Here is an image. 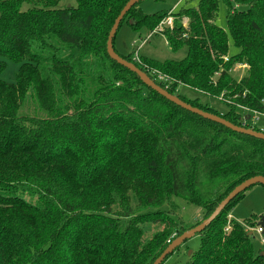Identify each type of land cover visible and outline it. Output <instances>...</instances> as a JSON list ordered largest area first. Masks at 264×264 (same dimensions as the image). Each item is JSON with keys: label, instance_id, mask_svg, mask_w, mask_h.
<instances>
[{"label": "trees", "instance_id": "trees-1", "mask_svg": "<svg viewBox=\"0 0 264 264\" xmlns=\"http://www.w3.org/2000/svg\"><path fill=\"white\" fill-rule=\"evenodd\" d=\"M60 1L0 0V73L19 65L13 82L0 79V264H152L235 186L264 177V140L177 106L109 57V31L129 0ZM139 2L116 34L123 22L153 32L170 14L160 33L185 56L137 62L116 50V34L114 51L184 102L263 132L264 0L154 13ZM220 4L226 29L215 23ZM237 64L247 65L238 80ZM182 89L219 96L225 108ZM245 191L195 234L187 264H264L246 229L255 222L230 217ZM176 199L201 219L186 225Z\"/></svg>", "mask_w": 264, "mask_h": 264}, {"label": "rangeland", "instance_id": "rangeland-1", "mask_svg": "<svg viewBox=\"0 0 264 264\" xmlns=\"http://www.w3.org/2000/svg\"><path fill=\"white\" fill-rule=\"evenodd\" d=\"M198 0H141L138 3V7L144 13H154L162 9H171L172 11L181 10L183 7L196 6ZM75 6V0H61L58 6ZM28 4H23L22 9L28 7ZM245 8V7H241ZM226 14L224 4H220L219 11L215 23L226 29ZM173 20V17H172ZM149 31L143 28L139 32L133 31L126 22H123L116 34V47L119 52L133 53L135 48L139 46V55L149 58H153L159 61L164 59L180 60L186 54V47L180 48L178 51H172L167 45L166 38L163 34L151 33L147 42L142 43V39L146 38ZM132 38L136 39V43H132ZM118 41H121L122 46L118 45ZM132 45V46H131ZM18 64L11 61L6 62L5 70L0 73V79L13 82L15 79V73L18 69ZM246 68L239 67L238 65L232 67L230 70L231 76L238 80L246 73ZM182 91L190 98L199 97L202 102H210L214 107L223 110L224 104L221 102L220 97L212 98L206 95L197 93L190 89H182ZM223 101V100H222ZM255 123L264 129V117L257 116ZM177 201V213L182 218L183 222L191 226L196 220L201 219V209L194 205L187 203L183 200L176 199ZM264 215V189L261 185L256 184L244 193V197L241 198L232 208L230 217L238 222H246L248 220L254 221L252 228L247 227L250 235L251 242L256 251H264V233H257V222L260 216ZM256 218V219H255ZM156 228H151L155 230ZM150 230V229H149ZM263 240V241H262ZM200 245V238L198 235H194L185 242H183L178 249H176L169 257H167L162 264H187L190 260L191 253L195 252ZM190 252V253H189Z\"/></svg>", "mask_w": 264, "mask_h": 264}, {"label": "water", "instance_id": "water-1", "mask_svg": "<svg viewBox=\"0 0 264 264\" xmlns=\"http://www.w3.org/2000/svg\"><path fill=\"white\" fill-rule=\"evenodd\" d=\"M141 0H129L125 3L119 14L117 15L116 19L114 20V23L109 31L107 41H106V51L109 57L113 60H115L117 63L120 65L124 66L125 68L129 69L130 71L134 72L135 74L140 77V79L143 81V83L150 87L152 90L156 91L158 94L162 95L165 97L167 100L171 101L172 103L176 104L177 106H180L181 108L190 111L192 113H195L205 119L220 123L224 125L225 127L238 132L242 133L245 135H249L252 137H256L259 139L264 140V133L260 131H254L250 128H245L242 126H237L229 121L225 120L224 118L217 116L215 114L203 111L197 107H194L183 100H181L179 97L169 93L166 89L162 88L159 86L157 83L154 82L152 78H150L145 72L140 70L134 63L125 60L122 58L117 52L114 51L113 46H112V40L113 37L116 34V31L118 29L119 23L122 20L123 16L125 13L132 7L134 4L139 2ZM255 184H262L264 185V177L263 176H253L250 177L237 186H235L221 201L220 203L216 206V208L213 210V212L202 222L198 225H195L194 227L188 229L187 232L182 233L181 235L177 236L174 238L168 246L163 250V252L154 260L152 264H160L164 260V258L173 252V250L180 246L186 239H189L193 237L196 233L200 232L202 229H204L205 226H207L219 213L220 211L234 198L236 197L239 193L245 191L247 188H249L252 185ZM257 225L261 227L262 233H264V215L260 216ZM251 231L248 233V235H251ZM190 253V252H189Z\"/></svg>", "mask_w": 264, "mask_h": 264}, {"label": "built area", "instance_id": "built-area-1", "mask_svg": "<svg viewBox=\"0 0 264 264\" xmlns=\"http://www.w3.org/2000/svg\"><path fill=\"white\" fill-rule=\"evenodd\" d=\"M183 25H184V26L186 25V19H184V21H183ZM165 27H169V28L172 27V16H171L170 14H168V16H166V17H165V18L159 23V25L154 29L153 32L161 34L160 32H162L163 29H164ZM153 32H149V34L146 36V38L142 39V43H143V42H147L148 39H149L150 34L153 33ZM132 43H136V39H134V40L132 41ZM132 58H133L135 61H137V62H140V61H141V59H140V55H139V46H137V47L135 48V50H134V52H133V55H132ZM226 59H227V58H225V60H226ZM237 65H238L239 67H242V68H247V65H246V64H237ZM158 77H159L160 80H166V79H167V77H166L165 75H162V74H159ZM220 98H221V97H220ZM262 130H263V132H264V129H262ZM255 231H256L257 233H262V229H261V227L258 226V225H257V229H256Z\"/></svg>", "mask_w": 264, "mask_h": 264}, {"label": "crops", "instance_id": "crops-1", "mask_svg": "<svg viewBox=\"0 0 264 264\" xmlns=\"http://www.w3.org/2000/svg\"><path fill=\"white\" fill-rule=\"evenodd\" d=\"M129 26V25H128ZM117 38V37H116ZM116 38H115V40H116ZM135 38H132V41L134 40ZM118 45H120V47L122 46V43H121V41H118ZM132 46V45H131ZM115 48H116V50H117V47H116V42H115ZM118 51V50H117ZM128 52V51H127ZM120 53H123V52H120ZM124 53H126V52H124Z\"/></svg>", "mask_w": 264, "mask_h": 264}]
</instances>
